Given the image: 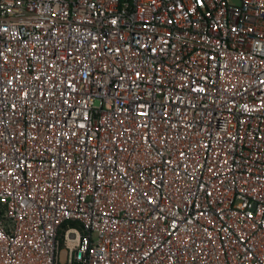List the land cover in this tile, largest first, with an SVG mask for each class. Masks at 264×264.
I'll use <instances>...</instances> for the list:
<instances>
[{"label":"built area","instance_id":"1","mask_svg":"<svg viewBox=\"0 0 264 264\" xmlns=\"http://www.w3.org/2000/svg\"><path fill=\"white\" fill-rule=\"evenodd\" d=\"M0 264H264V0H0Z\"/></svg>","mask_w":264,"mask_h":264},{"label":"trees","instance_id":"2","mask_svg":"<svg viewBox=\"0 0 264 264\" xmlns=\"http://www.w3.org/2000/svg\"><path fill=\"white\" fill-rule=\"evenodd\" d=\"M76 225H78L82 229V225L80 223L77 222Z\"/></svg>","mask_w":264,"mask_h":264}]
</instances>
